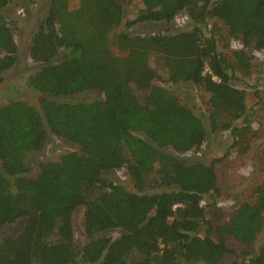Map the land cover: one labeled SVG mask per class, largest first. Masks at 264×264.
Instances as JSON below:
<instances>
[{"label": "trees", "instance_id": "16d2710c", "mask_svg": "<svg viewBox=\"0 0 264 264\" xmlns=\"http://www.w3.org/2000/svg\"><path fill=\"white\" fill-rule=\"evenodd\" d=\"M14 1L0 0V11ZM67 1L50 0L30 36L27 57L36 69L27 83L42 96L37 108L18 100L0 104V229L21 222L16 234L0 237V264H75L76 257L84 264H220L232 254L221 235L243 244L254 239L264 185L254 205L232 217L236 229L219 230L214 239L204 214L219 193L214 162L182 155L199 150L216 130L228 131L232 147L249 130L245 92L232 80L237 68L250 67L252 52L264 50V0H138L140 9L126 22L123 8L131 0H76L74 11ZM180 13L190 28L125 32L136 24H168ZM207 18L242 50L226 55L212 35L202 38ZM119 26L124 31L111 39ZM16 29L0 12V75L16 62ZM150 58L170 83L195 87L206 127L153 83ZM83 93L101 97L68 100ZM239 119L243 127H234ZM47 134L77 152L35 160ZM32 167L36 173L27 178ZM115 170L125 171L132 190L102 176ZM78 207L77 249L71 215ZM247 264H264V248Z\"/></svg>", "mask_w": 264, "mask_h": 264}, {"label": "rangeland", "instance_id": "374dc122", "mask_svg": "<svg viewBox=\"0 0 264 264\" xmlns=\"http://www.w3.org/2000/svg\"><path fill=\"white\" fill-rule=\"evenodd\" d=\"M50 0H15L0 12L14 20L17 29L14 41L17 48V59L14 66L0 75V104L7 101H23L37 108L38 101L42 96L28 86L27 78L36 69V65L28 60L27 48L31 34L35 31L39 20L44 16ZM67 11L77 8L76 0L67 1ZM140 3L131 0L123 8L124 21L134 18ZM192 24L185 18L183 13L178 14L170 23L163 22L153 24H136L125 30L129 35H154L157 33H171L173 31L186 30ZM124 31L123 26L114 29L109 37L112 39ZM202 38L212 35L216 41L218 51L229 55L231 51H240L238 40L228 39L224 33V27L211 18L205 20L201 28ZM227 45V46H226ZM246 55H250L247 53ZM249 60L250 67L236 69L235 79L232 84L235 88L245 92L244 118L248 121L249 130H246L241 141L232 147V137L228 131H214L208 134L207 139L199 150L183 154L188 161L201 159L205 163L213 161V171L218 186V196L214 199L215 204L206 207L204 214L211 225L212 238L216 239L217 232L225 229V232L236 229L230 221L232 217L241 210L242 205H254L257 197V189L264 185V50L258 53L252 52ZM149 65L156 71L157 77L154 84L167 89L174 94L179 102L188 107L192 113L199 117L205 127L207 126L206 113L200 103L199 94L190 83L172 84L168 79L166 69L156 59L150 58ZM203 95V93H201ZM204 96L207 97L206 94ZM95 93H83L68 100L71 102H88L100 99ZM243 120L233 122V126L243 127ZM77 152L76 146L65 140L46 135L41 149L35 155L37 161H57L58 158L68 152ZM32 166V164H31ZM36 173L35 167L26 174L32 178ZM108 181L121 185L127 190H132L129 178L124 170H115L102 175ZM263 187V186H262ZM209 203V200L202 202ZM261 226L256 232L254 239L248 244H243L232 239L227 233L219 238L224 241L227 249L232 251L231 255H224L220 264H247V259L259 253L264 248V210H261ZM82 208L78 207L71 215V229L73 240L78 248L82 245L81 237ZM21 222L5 226L0 229V237L16 234ZM112 237L116 233L111 234ZM75 264H84L75 258Z\"/></svg>", "mask_w": 264, "mask_h": 264}, {"label": "built area", "instance_id": "2783aa9c", "mask_svg": "<svg viewBox=\"0 0 264 264\" xmlns=\"http://www.w3.org/2000/svg\"><path fill=\"white\" fill-rule=\"evenodd\" d=\"M238 48H241V46H240V45H238Z\"/></svg>", "mask_w": 264, "mask_h": 264}]
</instances>
